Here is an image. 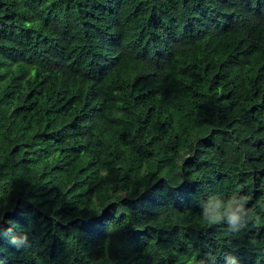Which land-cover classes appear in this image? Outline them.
Listing matches in <instances>:
<instances>
[{
    "label": "trees",
    "instance_id": "obj_1",
    "mask_svg": "<svg viewBox=\"0 0 264 264\" xmlns=\"http://www.w3.org/2000/svg\"><path fill=\"white\" fill-rule=\"evenodd\" d=\"M0 264H264V0H0Z\"/></svg>",
    "mask_w": 264,
    "mask_h": 264
},
{
    "label": "clouds",
    "instance_id": "obj_2",
    "mask_svg": "<svg viewBox=\"0 0 264 264\" xmlns=\"http://www.w3.org/2000/svg\"><path fill=\"white\" fill-rule=\"evenodd\" d=\"M203 219L208 223V224H217L220 223L222 216L221 214H214V215H207L204 214L203 215ZM241 219V217L236 213V212H231L228 215V227L230 231H236L238 229L235 228V225L237 224V222ZM10 243L15 244L16 241L13 238L12 240H10Z\"/></svg>",
    "mask_w": 264,
    "mask_h": 264
}]
</instances>
